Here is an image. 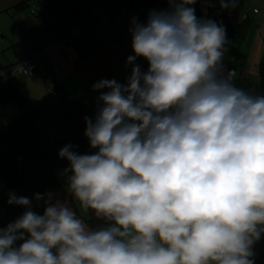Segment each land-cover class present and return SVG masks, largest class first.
<instances>
[{"label": "clouds", "instance_id": "obj_1", "mask_svg": "<svg viewBox=\"0 0 264 264\" xmlns=\"http://www.w3.org/2000/svg\"><path fill=\"white\" fill-rule=\"evenodd\" d=\"M233 10L240 0H219ZM197 0H168L133 18L125 83L102 79L91 154L58 155L67 191L104 225L89 227L51 193L43 214L25 211L0 228V264H255L264 236V94L225 68L226 27L198 18ZM148 63L142 71L136 63ZM104 90V91H102Z\"/></svg>", "mask_w": 264, "mask_h": 264}, {"label": "crops", "instance_id": "obj_2", "mask_svg": "<svg viewBox=\"0 0 264 264\" xmlns=\"http://www.w3.org/2000/svg\"><path fill=\"white\" fill-rule=\"evenodd\" d=\"M23 3H28V7L18 9ZM192 7L198 18L217 21L223 15L234 26L247 24V31L237 42L226 44L225 68L235 71L237 86L263 94L260 65L264 59V0H240L233 10H222L219 0H197ZM152 10H168L165 0H144L135 9L129 8L124 0H110L78 19L63 6L53 11L46 0H0V70L29 59L37 66L34 77L18 73L11 82L40 113V148L46 149L72 133L56 86H64L71 99L95 113L99 92L93 91V84L102 79L126 82L131 74L127 57L134 55L129 28L133 18L146 22ZM64 24L70 32L66 40L57 32ZM136 63L147 71L145 59L137 58ZM18 113L14 104H0V128ZM50 193L53 202H69L89 227L104 225L91 210L85 211L78 202L72 203L74 198L67 188ZM9 194L7 191L3 195ZM29 199L33 211L43 214V200L37 201L35 194Z\"/></svg>", "mask_w": 264, "mask_h": 264}, {"label": "trees", "instance_id": "obj_3", "mask_svg": "<svg viewBox=\"0 0 264 264\" xmlns=\"http://www.w3.org/2000/svg\"><path fill=\"white\" fill-rule=\"evenodd\" d=\"M53 11L65 7L76 19L96 9L110 0H46ZM127 6L135 9L144 4V0H124ZM28 3L18 6L27 8ZM218 23L226 27L228 42H237L247 31V24L234 26L227 17L219 16ZM62 39L70 37L66 24L57 29ZM260 77L264 94V59L260 65ZM55 92L71 125L72 133L54 142L46 149L40 148V113L27 100L18 87L9 82L0 87V104H14L18 107V115L0 128V177L9 186L10 194L17 197H30L32 194H48L54 190L67 188L66 176L63 172L68 161L58 155L60 149L72 144L78 154H91L85 138V117L94 118L95 113L83 103L71 99L64 86L57 85ZM10 194L0 198V211H6V227L22 215L24 207L9 204ZM44 202V201H43ZM2 228V227H0Z\"/></svg>", "mask_w": 264, "mask_h": 264}, {"label": "built area", "instance_id": "obj_4", "mask_svg": "<svg viewBox=\"0 0 264 264\" xmlns=\"http://www.w3.org/2000/svg\"><path fill=\"white\" fill-rule=\"evenodd\" d=\"M166 6L169 8L168 0H165ZM258 13V11H255ZM37 71V66L32 60H25L16 67L0 70V81L2 84L11 82L12 78L16 74H23L27 77H34Z\"/></svg>", "mask_w": 264, "mask_h": 264}, {"label": "rangeland", "instance_id": "obj_5", "mask_svg": "<svg viewBox=\"0 0 264 264\" xmlns=\"http://www.w3.org/2000/svg\"><path fill=\"white\" fill-rule=\"evenodd\" d=\"M10 192L9 186L0 177V198L4 197L5 192ZM15 221V220H14ZM6 224V211H0V227H4ZM253 251L255 253V264H264V236L261 237L253 246Z\"/></svg>", "mask_w": 264, "mask_h": 264}]
</instances>
